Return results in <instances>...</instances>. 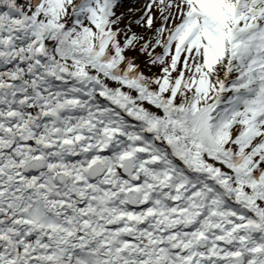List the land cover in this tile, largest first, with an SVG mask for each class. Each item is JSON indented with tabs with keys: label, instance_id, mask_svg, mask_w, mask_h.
I'll return each instance as SVG.
<instances>
[{
	"label": "snow or ice",
	"instance_id": "1",
	"mask_svg": "<svg viewBox=\"0 0 264 264\" xmlns=\"http://www.w3.org/2000/svg\"><path fill=\"white\" fill-rule=\"evenodd\" d=\"M0 264H264V0H0Z\"/></svg>",
	"mask_w": 264,
	"mask_h": 264
},
{
	"label": "rangeland",
	"instance_id": "2",
	"mask_svg": "<svg viewBox=\"0 0 264 264\" xmlns=\"http://www.w3.org/2000/svg\"><path fill=\"white\" fill-rule=\"evenodd\" d=\"M124 4H125V6H131L132 5V0H124ZM120 10H122V9H120ZM134 30L139 31L140 29L139 28H136L134 26Z\"/></svg>",
	"mask_w": 264,
	"mask_h": 264
}]
</instances>
